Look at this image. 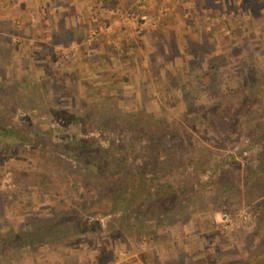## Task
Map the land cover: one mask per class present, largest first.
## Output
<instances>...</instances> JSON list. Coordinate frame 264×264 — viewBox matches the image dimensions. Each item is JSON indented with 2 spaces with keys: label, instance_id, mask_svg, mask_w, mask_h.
Returning <instances> with one entry per match:
<instances>
[{
  "label": "rangeland",
  "instance_id": "rangeland-1",
  "mask_svg": "<svg viewBox=\"0 0 264 264\" xmlns=\"http://www.w3.org/2000/svg\"><path fill=\"white\" fill-rule=\"evenodd\" d=\"M12 1L14 3H10ZM147 1L136 0L130 3L128 8L119 10L120 17L117 18V22L107 21L109 26H104L102 30L97 29L96 32L87 30V36L91 32L94 38L92 43L96 41L94 36L102 32L97 37L106 35V39L110 38L107 49H110L111 44L115 45V50L117 49L118 56L114 59L120 66L113 67L112 73L100 77L98 74L101 72L102 65L98 62L103 53L99 52L98 47L88 48L82 45V49L74 46L73 50L65 51L63 47L65 44H53L54 39L47 30L44 33L46 37L40 41L31 34H34L32 28L36 30L38 27L42 28L40 26L42 18L46 21L45 17L39 16L44 11H40L35 6L37 2L15 3V0H9L8 10L14 20L10 27L0 26V82L9 78L7 86L9 87L10 82L16 83L18 88L16 93L22 92L21 86L28 83H21V76L28 69L14 71L16 69L13 65L14 61L11 64L5 63V57L1 56V49L3 45H15L14 49L20 53L23 49L31 48L29 58L32 65L26 74L33 88L25 89V91L32 101L25 103L23 98L17 95L8 96L4 103L1 102L3 97H0V108L8 105L6 111H12L15 117L21 114L32 116L36 123L34 128L48 133L47 147L54 155L43 156L30 145L27 144L26 147L25 141L17 130L10 129L7 135L0 134V141L5 146V152L8 153L6 164L10 166L5 175L0 177V226L2 227L5 223L2 215L6 216L11 226L24 225V218L29 210L27 207L32 206L31 211L35 212V209L38 210V203H41V206L42 204L48 206L43 207L39 211L41 213L46 211L53 213L63 208L81 209L82 219L88 223L96 221L97 225L94 224V228L97 229L78 238L83 239L82 242L88 244L87 247L84 244L79 249L72 246V253L62 255L68 264H131L134 260L136 263L146 264L147 261H152L155 253L156 256L159 254V247H155L157 245L155 241L161 226L165 221L177 220L181 228L180 237H187L180 241L182 247L176 241L177 250L172 252V256L164 257L165 264H186V262L188 264H220L222 258L225 262L222 264H227L229 261L231 264H241L244 254L251 247L250 240L253 239V231L259 225V221L254 217L252 205L248 201L242 183H233L231 188L237 187L238 190L228 191L213 181L227 176V171L234 168L227 161L230 156L241 160L238 169L243 175L246 167L252 163L246 156L249 157L260 149L259 142L253 139L254 133L250 132L251 124L244 125L247 119L246 113L243 111L236 115L232 112L231 101L233 93H237L236 87L240 82L239 73L245 71L249 64L246 57L251 55L255 64H264V34L261 33L264 28V17L262 19L264 0H255L254 4H249L250 11L255 10L253 7L255 5L257 7V4L261 6L258 11L260 19L252 16L248 18L245 25H242V18L237 14L239 8L245 6V0L224 2L208 0L207 6L203 7H200L195 0H181L183 4L181 8L184 7L181 32L176 29V23L169 26L173 21L170 17L168 21L165 19L164 11L161 10V13L159 11L157 15L150 9L149 11ZM111 3L114 4V1L106 5L113 8ZM152 4H155L154 0H150L149 5L152 6ZM223 4L233 6L229 9L230 12L221 10ZM1 7L0 15L4 11ZM86 16L85 19H90L91 24H94L93 16L87 14ZM142 18L144 22H140ZM81 20L83 21L81 24L84 25L85 20L83 18ZM136 23H140L145 32L150 34L153 43L160 40L165 29L169 30L174 42H177V38L183 39V34L192 36L194 41L190 44L194 43L195 49L182 54L184 65L189 63L190 58H195L199 64L197 74L200 75L204 66L214 62L219 67L216 72L222 74V86L227 90L219 89L211 105L209 97L195 99V108L187 113L184 107L175 108L171 98L176 87L182 88L181 81L179 84L172 83L169 90L165 92L159 90L156 84L140 89L136 86L126 87L122 81L124 74H128V69H133L134 73H130L134 74L130 81L133 84L135 77L139 74L137 68L140 67V59L143 55H147L145 52L147 48L143 43L145 35L135 34ZM77 24L80 25V23ZM28 26L31 28V34L26 31ZM254 30L258 32L254 33ZM251 33L253 34L250 35ZM126 34L128 37L125 36ZM251 40L254 41L248 42ZM46 42L52 43H49L51 44L49 48L57 47L58 56L54 59V64L49 63L50 56L45 46L43 47ZM18 43L22 45V48ZM122 45L123 48L119 49ZM126 49L130 50V56L122 53V50L126 51ZM197 53L202 56H198ZM229 53L240 54L242 57L232 58L233 56L230 57ZM17 57L19 58L20 55L17 54ZM184 65L183 75L175 73L174 79L177 81L180 79L179 76L183 79L189 78L188 68ZM54 79L56 80L53 81ZM4 85L0 83L2 94L6 91ZM153 91L157 94L160 107L153 105L149 108L148 106L149 95ZM137 94L138 99L135 102L131 98L136 97ZM95 110L109 120L110 127H92L88 120H85L88 111ZM58 112L71 113L78 117L73 122ZM115 116H120L117 123H114ZM10 128H12L11 125ZM92 134L98 135L104 145L114 146L119 155L124 152L123 156L131 161L139 158L141 161L138 164L149 175L161 170L163 164L174 166L177 170L181 166H189L188 171L177 177L179 181L176 185L183 187L178 193L168 196L162 195L159 191L153 196L140 195V199L128 203L127 209L117 210L105 216L99 211L83 214V208L100 202V198H103L106 192V186L99 180L93 179L90 168L75 156L72 144L76 136ZM252 143L250 148L247 147ZM210 150L215 153L218 160L217 171L213 174L201 175L197 179L196 166L188 164L189 158L203 156ZM241 153L245 157L241 156ZM37 168L52 173L57 183L56 189H58L55 192V199L52 200V194L47 195L45 199L40 192H36L34 187H29L28 190L16 189L13 182L14 171ZM192 182H194L193 186ZM184 183H186L185 187ZM101 201V203L104 202V200ZM177 203L189 204V209L185 211L190 214L187 221L181 222L177 214L167 213ZM225 211L232 214L228 228H225L222 222V213ZM134 212L138 215L135 216ZM105 229L109 234H100V231ZM260 232V235L255 238L254 245L264 236V227ZM65 243L68 244V242ZM101 251L102 254L99 256L98 253ZM101 257H105L106 261ZM158 258L156 263L159 264ZM163 262L161 264H164Z\"/></svg>",
  "mask_w": 264,
  "mask_h": 264
},
{
  "label": "trees",
  "instance_id": "trees-1",
  "mask_svg": "<svg viewBox=\"0 0 264 264\" xmlns=\"http://www.w3.org/2000/svg\"><path fill=\"white\" fill-rule=\"evenodd\" d=\"M0 1L3 2H0V4H2L1 8L4 10L0 15V26L10 27L13 24L14 18L12 14L9 13L8 5H10V3H14V1L9 4L6 0ZM180 1L181 0H172L165 4V8L170 11L176 7L170 15L173 22L169 26L176 23V29L179 30V32H181V25L184 19L183 15L180 13L181 11H178ZM195 1L200 7L207 6L208 4V0ZM245 1V6H241L238 10L239 12L237 13L238 17L242 18V25L247 24L248 18L252 16L259 17L260 19L258 11L261 6H259V4H257V7L256 5L253 7L255 10H248L249 4H254L253 2H256L257 0ZM16 2H18V0H15V3ZM108 2H110V0H104V3ZM127 2L129 5L132 3L131 0H127ZM232 7L233 6L231 4H223L221 10L230 12L229 9H232ZM218 10L221 11L219 8ZM114 13L115 11L103 18L105 21H113V23H116L117 18L120 16H117V14ZM263 17L264 16H262V19ZM144 21V18L140 20V22ZM134 26L136 27L135 34L139 33L141 35L143 34V36L145 35L143 43L146 45L147 49H145V52H147V55L142 56L140 53L142 56L140 59L141 63L139 64L140 67L137 68V70L139 69V74L135 77L133 84L130 83L133 78L132 75H134L130 74L134 73L133 69H128V74H124L125 76L122 81L125 83L126 87L134 88V86H136L137 89H140L148 88V85L150 84H156L159 90L165 92L169 90V86L172 83L176 82L179 84L181 81V83L183 82L181 85L182 88L176 87V90L172 93L171 98L175 104V108L184 107V111L187 109V113L189 110H193L195 108V99L209 97L211 100L209 103L211 105L214 103L213 99L217 97L219 89H225V91L227 90L224 86H222V74L220 75L219 72H216L219 70V67L214 62L211 61L212 64L204 66L200 75L199 73L197 74L199 64L195 58H190L188 60L189 63L184 65L185 62L182 54L195 49V47H193L194 43L190 44L191 41H194L192 36L183 34V39L178 40L177 38V42H174L170 36L169 30L165 29L160 40L157 43H153V40L149 36L150 34L145 32L143 29L144 27H141L140 23H136ZM38 28V32L34 31V37L43 38L44 32H40L41 28ZM143 30L144 32L142 33ZM253 32L257 33L258 30H254ZM261 33L264 34V28ZM252 34L253 33L250 35ZM55 35L54 41H52L54 44L63 43L66 45L79 43L85 37H88L86 25L77 24L76 26L68 27L62 19L61 26L59 29H56ZM125 36L128 37V34ZM105 37L106 35H101L97 41L90 44V47H98L99 52L103 53L98 62L99 65H102L101 72L98 74L100 77H105V75L110 74V72L112 73L113 67L120 66L119 62L114 59L118 56V53L116 52L117 49L115 50V45L111 44L110 49H107V47H109L108 41H110V38L108 37L106 39ZM254 40H256V38H254ZM254 40L248 42H253ZM49 43L51 42H46L43 44V47L45 46L44 48L47 49V53L50 56V63H53L54 59L58 56V50L57 47L53 45L51 50V48L48 47L51 45ZM23 45L25 46L24 43ZM13 46L3 45L1 49V56L5 57V63L11 64L14 61L13 65L16 67L14 71H25L28 69L21 76V83L27 82L28 85L21 86L20 84L23 90L20 94H17V84L10 82L8 87L7 83L10 80L9 78H5L2 82H0L1 85L5 84L4 86L6 87L4 94L0 92V97H3L1 102L6 103L8 96L14 97L20 95L25 103H31L32 99L27 97L28 95H26L27 92L25 89L31 90L33 88L30 81L27 79L28 74H26L29 72L32 65L31 59L29 58L32 49H23L20 53H17ZM20 48H22V45ZM82 48L83 46H79V49ZM122 48L123 45L119 49ZM122 53H125L126 56H130L131 52L126 49V51L122 50ZM17 54L20 55L19 58L17 57ZM199 55L202 56V54H198V56ZM230 57L238 58L242 57V55L230 54ZM246 58L249 61V64L247 65L245 71H240L239 73L238 79H240V82L236 87L237 93H233L232 95V112L236 113V115L243 111V113H246L247 119L244 122V125L251 124L252 130L250 132L254 133L253 139L259 142L260 149L252 153L249 157L246 156L248 159H251L252 163L246 167L243 175L238 169V167H240L241 160L234 156L228 157L227 161L234 166V168L227 171V176H223L221 179L213 181V183H217L218 185H221V187L223 186V188L228 191H237L238 188L236 187L232 189L231 185L233 183H242L246 190L245 194L248 201L252 205L254 217L258 219L259 225L253 231V239L250 240V242H252L250 243L251 247H249L244 254L241 264H264V236L258 243H256V245L253 244L255 238L260 235L261 228L264 227V64H255L254 58L251 55H248ZM183 65L188 68L189 78L183 79L179 76L180 79L177 81L174 79L175 73L176 75H183ZM85 66L87 68V64ZM49 67L51 68V65H49ZM86 68L85 70L87 72ZM55 80L56 79L53 81ZM131 99L137 102L138 94L136 97H132ZM157 99V94L153 91L152 94L149 95V102H147L149 108L153 105L160 107ZM7 106L8 105L5 107L4 105L0 108V134L7 135V132L10 129L11 131L17 130L18 134L25 141V146L27 144L30 145L31 147L37 149L43 156L47 154H50L51 156L54 155L50 152V148L47 147L48 133H46L45 130L34 128L36 123L33 121L32 116L21 114L19 117H15L12 111H6ZM94 112H96V114H94ZM58 113L73 122L74 119L78 117V115L71 113ZM87 114L85 120H88L92 127H110L109 120H106L107 118H103L102 114L99 115L96 110L93 112L88 111ZM115 117L114 123H117L120 116ZM111 123L113 124V122ZM10 125L12 128H10ZM72 144L74 145L76 153L75 156L84 161L90 168V175L93 179L99 180L101 184L106 186L105 195L103 198H100V202L90 204L88 207L83 208V214L84 212L93 213L99 211L103 216H105L117 210L122 211L127 209L128 203L136 201L138 198L140 199V195L143 196L148 194L153 196L158 191L165 196L172 193L175 194V192L178 193L179 189L183 186L176 185L177 181H179L177 177L189 170V166L187 167V165L181 166L180 169L177 170L174 166H166L163 164L161 170L149 175L138 164L141 161L139 158L131 161L126 156H123L125 154L124 152H122V155H119L118 150H116L114 146L108 147L104 145L101 138L96 134H92L90 136H76L75 139L72 140ZM252 145L253 143L247 147L250 148ZM241 156L244 155L241 153ZM7 158L8 153L5 152V146L0 141V177L4 176L10 167L6 164ZM188 164H195L196 177L199 179L201 175L213 174L216 172L218 160L216 159L215 153L210 150V152L203 156L189 158ZM13 178L16 189L28 190L29 187H34L36 192H40V195L44 196L45 199L47 195L51 194L52 200L55 199V192L58 190L56 189L57 183L55 182L52 173L46 171L45 169L37 168L35 170H15ZM183 185L185 187L186 183ZM191 185L193 186L194 182H192ZM188 199L191 200V198ZM101 200H104V202L101 203ZM38 205V210H36L34 206L35 212L31 211L32 206L27 207L29 210L26 212L24 225L11 226L8 224L6 216H1L3 217L2 220H4L5 223H3L4 225L2 227L0 226V264H68L62 256L63 254L67 255L72 253V246L76 249H79L83 244L86 245V247L88 246V244L82 242L83 239L78 238L93 229L96 231L97 228H94V224L97 225L96 221L88 223L86 220H83L81 209L72 210L63 208L62 210L53 213H49V211L41 213L39 211L42 210L43 207L48 206L44 204L41 206V203H38ZM153 207L155 208L154 205ZM187 209H189L188 203H177L175 207L168 210L167 213L169 215L172 213L177 214L178 220L184 222L187 221L190 216L189 213H185ZM134 215L137 216L138 214L134 212ZM106 231L107 229L102 230L100 231V234H109ZM65 242H68V244ZM172 252L173 251H168L167 254L172 256ZM101 254L102 251L98 253L99 256ZM37 255H39V257L35 258ZM219 255L220 254H218V256ZM101 259L106 261L105 257H101ZM223 260L224 259L222 258L219 263H225ZM186 264L188 263L186 262ZM227 264H231V262L229 261Z\"/></svg>",
  "mask_w": 264,
  "mask_h": 264
},
{
  "label": "crops",
  "instance_id": "crops-1",
  "mask_svg": "<svg viewBox=\"0 0 264 264\" xmlns=\"http://www.w3.org/2000/svg\"><path fill=\"white\" fill-rule=\"evenodd\" d=\"M9 2V0H6ZM19 3L23 2V1H30V2H37L36 3V7L41 11V14L39 15L40 17H45L46 21H44V19L42 18L41 24L40 26L41 31L40 32H45V30L49 31V34L51 35V37H53V39L55 38V33H56V29H59L61 26V19L64 21V23L66 24V26L68 27H73L76 26L77 23L83 22L81 20V18H83L84 21V25H86V28L88 31H93L96 32L95 30H102L104 29L103 27H108L109 25L107 24V21H105V19L103 18L106 15H110L113 13V11H115L114 14H117V16L119 15V10H124L125 8H128L130 5L128 4L127 0H110V1H114V4H110L111 6H113V8H109L106 3H104V0H18ZM132 2L136 1V0H131ZM155 4L149 5L150 0H148L147 2V6L149 7L148 9H150L154 14H158L159 11L161 13V10L165 12V19L168 21V17H170V15L173 13V10H175L176 8L171 9V11L169 9H166V5L167 1H172V0H154ZM227 1V0H223ZM163 4V5H162ZM183 4H181L180 2V6L178 8V11L183 14V10L184 7L181 8ZM146 6V5H144ZM1 7V5H0ZM91 13V14H90ZM87 15H91L92 17V21H95L94 24H91V20L87 18V20L85 19ZM156 14V15H157ZM86 16V17H85ZM161 16V15H159ZM118 20V19H117ZM105 22V23H104ZM113 22V21H111ZM90 23V24H89ZM45 24L46 26L42 25ZM83 25V23H82ZM91 25V26H88ZM107 25V26H106ZM28 31V33L31 32V28L28 26L26 27ZM1 29V27H0ZM34 29V30H33ZM24 30V31H25ZM33 31L38 32V28L37 30L35 28H32ZM53 33V36H52ZM102 33V32H99ZM99 33H97L94 37H96V41L98 40L97 36H99ZM31 34V33H30ZM31 35H34L33 33ZM46 34H44V37ZM43 38H39L40 41L41 39L43 40ZM94 40L92 33L90 32L88 35V38L83 40L82 42L79 43H74V44H70V45H66L63 46L65 48V51H70L71 49L73 50V47L77 46H82L85 45L86 47H90V44L92 43V41ZM47 41V40H46ZM52 41V40H51ZM126 42V41H125ZM52 44V43H51ZM54 44V43H53ZM49 63H50V59H49ZM54 64V62H53ZM51 65V64H50ZM52 66V65H51ZM172 223V224H171ZM181 224V223H180ZM185 225H187V223H185ZM183 227H184V223H183ZM163 230V231H162ZM180 226H179V222L176 220L173 221H165L164 225L161 226L160 231H158V238L156 239L155 242H157V245L155 247H159V254L156 256V253L154 255V258L152 259L151 262L147 261L146 264H158L157 262V257L158 258V262L159 264H161L164 260V257L167 254V251L171 252V251H175L177 250V245H176V241L179 242V246L182 247L181 245V240L184 239L187 236L184 237H180ZM175 243V244H174ZM175 245V246H173ZM182 249V248H181ZM154 252H156L154 250ZM153 252V253H154ZM41 255V254H39ZM39 255H37L38 258ZM147 257V256H146ZM148 257H150V255H148ZM140 261V259H138ZM133 261V260H132ZM165 264V261L163 262ZM131 264H139V262L136 263V260H134Z\"/></svg>",
  "mask_w": 264,
  "mask_h": 264
},
{
  "label": "built area",
  "instance_id": "built-area-1",
  "mask_svg": "<svg viewBox=\"0 0 264 264\" xmlns=\"http://www.w3.org/2000/svg\"><path fill=\"white\" fill-rule=\"evenodd\" d=\"M231 217H232V214L229 211H225L222 213V222L225 228H228L230 226Z\"/></svg>",
  "mask_w": 264,
  "mask_h": 264
}]
</instances>
